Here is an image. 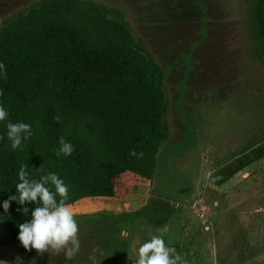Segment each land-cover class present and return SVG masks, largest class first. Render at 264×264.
<instances>
[{
  "label": "rangeland",
  "instance_id": "rangeland-1",
  "mask_svg": "<svg viewBox=\"0 0 264 264\" xmlns=\"http://www.w3.org/2000/svg\"><path fill=\"white\" fill-rule=\"evenodd\" d=\"M40 0H0V24ZM124 22L164 72L167 139L151 179L74 211L79 251L25 250L0 223V264H133L163 236L185 264L264 254V0H90ZM107 199V200H106Z\"/></svg>",
  "mask_w": 264,
  "mask_h": 264
},
{
  "label": "trees",
  "instance_id": "trees-1",
  "mask_svg": "<svg viewBox=\"0 0 264 264\" xmlns=\"http://www.w3.org/2000/svg\"><path fill=\"white\" fill-rule=\"evenodd\" d=\"M0 63V106L8 112L0 121V201L16 193L21 165L29 179L55 172L68 186L66 205L115 196L125 173L152 178L167 139L164 72L126 23L90 0H40L2 20ZM8 122L31 126L15 151ZM61 137L70 155H57ZM36 206L0 207L11 237Z\"/></svg>",
  "mask_w": 264,
  "mask_h": 264
},
{
  "label": "clouds",
  "instance_id": "clouds-1",
  "mask_svg": "<svg viewBox=\"0 0 264 264\" xmlns=\"http://www.w3.org/2000/svg\"><path fill=\"white\" fill-rule=\"evenodd\" d=\"M4 68L3 63H0V77L4 75ZM7 116V110L0 106V121L5 120ZM31 135V126L27 123L6 124V136L13 151L21 145L22 139L27 140ZM59 142L61 147L57 155L61 153L70 155L72 145L63 137ZM130 155L139 156L142 153L138 154L133 150ZM17 176L16 193L0 201V207L7 212L10 201H16L21 206L26 202L39 201L40 205L31 210L29 220L18 225L17 239L20 244L25 250L35 249L37 253L46 252L48 249L58 253L63 250L65 258L71 260L79 251L80 241L74 211L65 204L68 199V186L55 172L42 175L38 180L29 179V173L24 165H21ZM50 186L54 187V190H50ZM26 208L22 207L20 210L24 212ZM256 261L257 264H264V254L257 256ZM133 264H185V262L174 249L165 245L163 236L153 235L138 247Z\"/></svg>",
  "mask_w": 264,
  "mask_h": 264
},
{
  "label": "crops",
  "instance_id": "crops-1",
  "mask_svg": "<svg viewBox=\"0 0 264 264\" xmlns=\"http://www.w3.org/2000/svg\"><path fill=\"white\" fill-rule=\"evenodd\" d=\"M106 198L112 199V197H106ZM106 200H107V199H106Z\"/></svg>",
  "mask_w": 264,
  "mask_h": 264
}]
</instances>
